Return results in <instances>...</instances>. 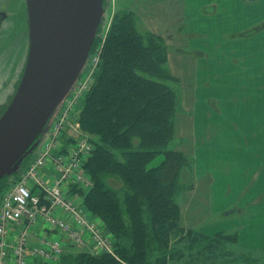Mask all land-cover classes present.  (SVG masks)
Masks as SVG:
<instances>
[{
  "label": "trees",
  "instance_id": "1",
  "mask_svg": "<svg viewBox=\"0 0 264 264\" xmlns=\"http://www.w3.org/2000/svg\"><path fill=\"white\" fill-rule=\"evenodd\" d=\"M166 53L164 40L142 33L132 13L116 14L79 117L94 136L83 204L114 239L113 252L70 251L57 264H170L178 253L168 246L182 235L197 246L190 262L214 264L223 240L232 236L236 244L235 235L206 236L179 224L180 177L189 159L172 146L181 105L168 83L174 79Z\"/></svg>",
  "mask_w": 264,
  "mask_h": 264
},
{
  "label": "rangeland",
  "instance_id": "2",
  "mask_svg": "<svg viewBox=\"0 0 264 264\" xmlns=\"http://www.w3.org/2000/svg\"><path fill=\"white\" fill-rule=\"evenodd\" d=\"M127 2L128 0H103L102 16L86 61L70 90L57 107V111L68 112L70 122L67 133H70L69 140L72 143L76 137L81 136L86 137L92 143L94 136L81 128L79 117L83 103L94 83L104 44L116 14L129 11L134 15L142 33L148 32L162 38L150 31L138 14L126 8ZM0 11L4 12L5 16V20L0 22L1 117L11 103L24 73L29 46V25L25 0H0ZM230 16L233 17L231 21L233 26L239 18H244L243 16L246 18V15L240 14ZM253 16L254 14L248 15L247 21L239 20L240 22L236 24L237 27L231 28L227 38L222 40V53L225 54L226 51L227 54L226 57L224 56L225 58H222L223 60L219 59L215 62L211 58L210 62L203 63L202 70L196 79V89L200 93H185L187 89H182L180 79L174 77L170 71L166 53V69L174 79L168 83L176 91L180 105L183 97L184 104H188L186 106L188 109H190L189 102L191 103V99L194 97H196L198 105L200 104L201 109L199 111L197 108L195 115L199 118V127L196 128H198L202 149L211 151V153L216 151L218 156L231 155L233 162L243 160L237 163L235 168H230L228 171L230 175H225L227 178L232 177L230 179L233 185H241L245 181L246 172L243 162L249 160L247 156H251L250 153L253 151L264 152V13ZM249 17L253 18L249 19ZM229 57H232L233 60H227ZM190 70L191 68H189ZM182 112L181 109L178 113ZM188 112H185V116L190 118L192 113ZM45 131L47 133L44 139H47L50 137L47 127L44 128V133ZM41 146L42 143L38 146V152H40ZM172 146L175 151L180 152L177 139L174 140ZM35 153L34 151L23 160L19 172L33 162L38 155ZM233 155L239 156V158L236 159ZM245 155L246 158L243 157ZM188 159L189 165L182 171L180 177L181 193L187 192L193 187V161L191 158ZM225 160L228 159L225 158ZM216 162H218V158H216ZM218 169L220 168H215V171ZM53 171L55 172L54 169ZM19 172L6 176V179L0 182V200L3 190L8 186H13L17 181ZM109 184L114 189L122 187L121 182L113 179H109ZM75 188L79 187L71 186L70 190ZM229 198L231 199V195ZM40 220L36 224H41ZM100 227L103 233L112 240L113 252L114 239L106 232L104 225H100ZM168 247L175 248L173 251L178 253L170 264H188L187 261L193 264L192 261L190 262V258L195 256L197 246L191 248L185 236L182 235V239L180 237L172 239ZM219 247L220 252L216 253L215 259L212 261L214 264H264V251L240 249L232 241V236L223 240ZM75 252L82 251L78 249Z\"/></svg>",
  "mask_w": 264,
  "mask_h": 264
},
{
  "label": "crops",
  "instance_id": "3",
  "mask_svg": "<svg viewBox=\"0 0 264 264\" xmlns=\"http://www.w3.org/2000/svg\"><path fill=\"white\" fill-rule=\"evenodd\" d=\"M126 8L138 14L150 31L163 38L170 71L180 79L182 89H187H184L185 93L191 94L197 92L196 79L203 63L210 62L211 58L216 62L226 57V51L222 53V40L227 38L231 28L237 27V22L247 21L248 15L263 14L264 0H128ZM233 14L246 15V18H239L233 26V17L230 16ZM227 60L233 59L229 57ZM189 104L190 109L186 107L187 103L184 104L183 97L181 109L184 113H178L174 118V138L179 141L178 150L193 161V187L177 197L180 226L206 236L235 235L238 248L264 251V152L253 151L251 156H247L249 160L243 162L245 181L241 185H233L232 177L226 176L230 175L228 171L231 167L235 168L243 160L233 162L231 155L218 156L216 151L211 153L202 149L196 128L199 127V118L195 115L197 108L200 111L201 107L196 97ZM188 111L192 113L190 118L185 116ZM46 133L43 130L41 140ZM65 135L60 145L63 153L70 142V133ZM36 149L37 153L39 148ZM243 157L246 158V155ZM52 165L50 159L41 170V175L48 182L56 176ZM215 168L220 169L215 171ZM85 174L90 187L71 189L73 191L69 187L67 195L86 215L92 216L83 204L84 195L92 186L90 176ZM56 214L79 234L83 244H73L67 232L51 229L43 223L33 228L31 242L48 238L62 243L63 254L78 249L93 254L90 234L78 227L69 214L61 210ZM93 218L103 225L99 218Z\"/></svg>",
  "mask_w": 264,
  "mask_h": 264
},
{
  "label": "water",
  "instance_id": "4",
  "mask_svg": "<svg viewBox=\"0 0 264 264\" xmlns=\"http://www.w3.org/2000/svg\"><path fill=\"white\" fill-rule=\"evenodd\" d=\"M25 1L29 46L19 86L0 117V180L38 146L86 61L103 12V0Z\"/></svg>",
  "mask_w": 264,
  "mask_h": 264
},
{
  "label": "built area",
  "instance_id": "5",
  "mask_svg": "<svg viewBox=\"0 0 264 264\" xmlns=\"http://www.w3.org/2000/svg\"><path fill=\"white\" fill-rule=\"evenodd\" d=\"M67 113L55 109L46 125L50 137L40 141L42 146L36 158L18 173L14 185L2 192L0 264L59 262L63 255V245L59 241L43 238L32 243L30 240L39 219L51 229L67 232L73 244H83L79 234L56 214L58 210L69 214L78 227L90 234L95 255L112 253V240L103 233L97 221L86 215L67 195L71 186L90 187L84 164L93 152L92 143L82 136L76 137L74 143L69 142L65 153L60 151L61 140L69 128L70 117ZM50 159L56 174L52 182L41 175V170Z\"/></svg>",
  "mask_w": 264,
  "mask_h": 264
},
{
  "label": "flooded vegetation",
  "instance_id": "6",
  "mask_svg": "<svg viewBox=\"0 0 264 264\" xmlns=\"http://www.w3.org/2000/svg\"><path fill=\"white\" fill-rule=\"evenodd\" d=\"M0 14H2L4 16V12L0 11ZM5 20V16H4V19L2 21Z\"/></svg>",
  "mask_w": 264,
  "mask_h": 264
}]
</instances>
